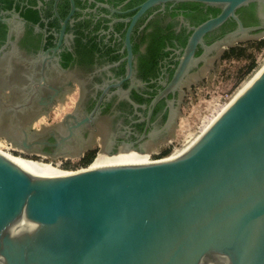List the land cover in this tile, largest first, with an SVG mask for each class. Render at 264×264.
I'll return each instance as SVG.
<instances>
[{
	"label": "water",
	"instance_id": "obj_1",
	"mask_svg": "<svg viewBox=\"0 0 264 264\" xmlns=\"http://www.w3.org/2000/svg\"><path fill=\"white\" fill-rule=\"evenodd\" d=\"M166 3L219 9L193 30L169 87L220 50L264 37V0H147L133 20ZM250 4L258 25L243 27L236 11ZM227 20L235 29L202 45ZM0 264H264V72L172 160L45 183L0 153Z\"/></svg>",
	"mask_w": 264,
	"mask_h": 264
},
{
	"label": "flooded vegetation",
	"instance_id": "obj_2",
	"mask_svg": "<svg viewBox=\"0 0 264 264\" xmlns=\"http://www.w3.org/2000/svg\"><path fill=\"white\" fill-rule=\"evenodd\" d=\"M146 1L0 0V139L68 173L166 157L185 86L204 64L169 84L193 30L219 9L166 3L133 20ZM201 54L197 45L193 59Z\"/></svg>",
	"mask_w": 264,
	"mask_h": 264
},
{
	"label": "rangeland",
	"instance_id": "obj_3",
	"mask_svg": "<svg viewBox=\"0 0 264 264\" xmlns=\"http://www.w3.org/2000/svg\"><path fill=\"white\" fill-rule=\"evenodd\" d=\"M263 41L264 37L259 40L249 39L222 49L208 58L204 66L190 77L173 132L168 138L177 149L184 145L187 137L199 135L203 125L213 120L248 76L264 64Z\"/></svg>",
	"mask_w": 264,
	"mask_h": 264
},
{
	"label": "bare ground",
	"instance_id": "obj_4",
	"mask_svg": "<svg viewBox=\"0 0 264 264\" xmlns=\"http://www.w3.org/2000/svg\"><path fill=\"white\" fill-rule=\"evenodd\" d=\"M264 57V56H263ZM264 72V64L259 66L257 69H255L249 76L248 78L242 83V85L240 86V88L236 91V93L232 96L231 100L229 102H227V104L225 106H223V109L221 110L220 113H218V115H216L213 120L209 121L208 123H205L202 127L201 132H199V135H197L194 140H192L190 142V144L188 145V147L186 148H190L191 146H193L199 139H201V137L209 130V128L212 126V124L223 114V112H225L227 110V108L236 100L238 99L241 94ZM193 137V136H192ZM191 137H187L186 141L188 142L190 140ZM188 149H184L182 152L166 159V160H172L175 159L177 157H179L180 155H182L183 153H185ZM1 156L9 159L10 161L18 164L19 166L23 167L24 169L28 170L29 172H31L33 175H35L36 177H38L40 180L44 181L45 183H50V182H54V181H62L65 179L70 178L71 176H73V174H67V173H61L58 171H62L60 170L57 166H53L52 164H50L49 162H41V161H32V160H26L23 157H18V156H13V155H8V154H1ZM127 163H129L130 165H140V164H147L149 163L147 160H144L143 157H137L134 156L130 161H127ZM133 163V164H131ZM151 163V162H150ZM39 165H46L50 168H45L43 166H39ZM102 167V163H98L97 165L95 163L92 164V166L88 169V170H94V168L96 167ZM122 166H128V165H122ZM105 168V167H104ZM54 169V170H53ZM64 172V171H63Z\"/></svg>",
	"mask_w": 264,
	"mask_h": 264
},
{
	"label": "built area",
	"instance_id": "obj_5",
	"mask_svg": "<svg viewBox=\"0 0 264 264\" xmlns=\"http://www.w3.org/2000/svg\"><path fill=\"white\" fill-rule=\"evenodd\" d=\"M195 136L191 137L190 140L188 142H184V145L182 144V146L177 149L175 146L172 147V150L171 152H169L167 154L166 157L164 158H161V159H158V160H152V159H149V157L147 158L149 162H157V161H163V160H166L180 152H182L184 149H188L186 147H188V145L190 144V142L192 140H194ZM0 153L1 154H8V155H13V156H18L20 157L17 153H16V150L14 149V147L7 141H5L4 139H0Z\"/></svg>",
	"mask_w": 264,
	"mask_h": 264
},
{
	"label": "trees",
	"instance_id": "obj_6",
	"mask_svg": "<svg viewBox=\"0 0 264 264\" xmlns=\"http://www.w3.org/2000/svg\"><path fill=\"white\" fill-rule=\"evenodd\" d=\"M236 14L239 16V19L242 23L243 27H249L253 25H257L258 21L254 15V5L250 4L247 7L240 8L236 11ZM234 25H231V27H234ZM264 46V41L261 44Z\"/></svg>",
	"mask_w": 264,
	"mask_h": 264
}]
</instances>
